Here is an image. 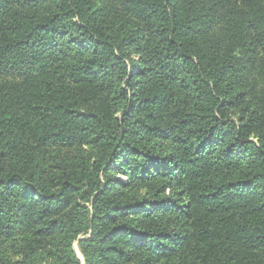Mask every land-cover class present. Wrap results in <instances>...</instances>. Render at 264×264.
I'll return each mask as SVG.
<instances>
[{"label":"trees","instance_id":"1","mask_svg":"<svg viewBox=\"0 0 264 264\" xmlns=\"http://www.w3.org/2000/svg\"><path fill=\"white\" fill-rule=\"evenodd\" d=\"M0 264H264V0H0Z\"/></svg>","mask_w":264,"mask_h":264},{"label":"rangeland","instance_id":"2","mask_svg":"<svg viewBox=\"0 0 264 264\" xmlns=\"http://www.w3.org/2000/svg\"><path fill=\"white\" fill-rule=\"evenodd\" d=\"M132 53H133V56H135L136 55V52L133 50L132 51ZM91 150L90 149H84V151H82V154L83 155H85L86 153H88V152H90ZM74 252L76 253V254H78V251H77V248L74 246ZM79 255V254H78Z\"/></svg>","mask_w":264,"mask_h":264}]
</instances>
